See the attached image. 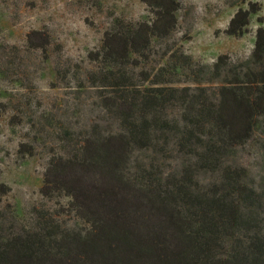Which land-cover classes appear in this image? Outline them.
I'll use <instances>...</instances> for the list:
<instances>
[{"label":"trees","instance_id":"obj_1","mask_svg":"<svg viewBox=\"0 0 264 264\" xmlns=\"http://www.w3.org/2000/svg\"><path fill=\"white\" fill-rule=\"evenodd\" d=\"M144 2L152 18L107 30L89 52L99 114L89 131L53 132L60 146L41 187L51 206H35L31 223L0 216V264H264V183L229 159L259 130L264 151V27L242 63L173 52L148 83L150 48L172 35L180 3ZM229 2L247 4L224 30L240 37L262 7ZM32 34L42 32L28 35L31 47L48 51L49 36ZM169 63L196 85L163 78ZM20 151L36 154L28 142ZM208 173L216 176L205 183Z\"/></svg>","mask_w":264,"mask_h":264},{"label":"rangeland","instance_id":"obj_2","mask_svg":"<svg viewBox=\"0 0 264 264\" xmlns=\"http://www.w3.org/2000/svg\"><path fill=\"white\" fill-rule=\"evenodd\" d=\"M253 1L262 8L252 16L247 32L236 37L224 30L240 5L247 7L246 3L179 0L176 29L171 36L154 40L150 48L148 83L173 52L179 56L182 51L203 64H212L221 54L235 63L247 60L257 29L264 27V0ZM152 16L144 0H0V182L10 186L8 193L0 194L4 221L31 223L35 206H51L41 187L51 148L60 146L53 132L61 135L64 128L72 126L77 131H89L99 114L96 88L90 86L98 82V75L88 74L98 64L89 61V52L101 48L107 30ZM34 30L42 34L32 37L49 36L48 51L31 47L28 35ZM171 66L169 63L163 78L195 84L194 76L176 74ZM47 118L52 125L47 124ZM260 131L258 138L238 147L229 158L230 163L246 167L243 176L250 175L248 178L259 185L264 183V151L257 145L263 135ZM24 142L33 144L36 154L21 152ZM174 158L182 161L178 153ZM215 176L208 173L202 180L208 183ZM72 220L68 219L69 223Z\"/></svg>","mask_w":264,"mask_h":264}]
</instances>
